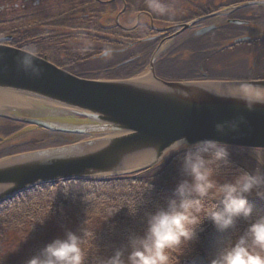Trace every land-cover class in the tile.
Here are the masks:
<instances>
[{
  "label": "trees",
  "instance_id": "16d2710c",
  "mask_svg": "<svg viewBox=\"0 0 264 264\" xmlns=\"http://www.w3.org/2000/svg\"><path fill=\"white\" fill-rule=\"evenodd\" d=\"M141 1L137 0L135 9L148 12L154 21H166L173 24L190 21L205 12H212L223 7V5L215 6L214 0H208L206 8L195 6V10L186 12V10H179L180 1L183 0H160L169 9L168 13L162 15L148 7V0ZM243 1L247 0H226V6ZM126 2L129 6L132 5L131 0ZM95 3L97 0H92L46 19L20 24L15 22H21L22 15L2 17L0 18V36L12 34L13 39L9 42L10 44L23 47L38 55H47L49 60L69 68L71 72L80 76L129 78L144 72L151 62L155 49L162 41V37L156 36L163 32L154 30L146 23L133 28L116 24L105 25L100 21L104 13V5L102 8H97L93 6ZM176 7H179L177 11L182 13L181 15L173 12ZM260 7L250 9H260ZM247 10L249 9L239 10L232 17H240ZM58 19L60 24L69 26V39L96 38L104 44L115 45L109 46L114 50V56L107 59L104 56L101 57L104 49L97 46L86 48L75 45L61 51L60 47L52 42L38 45L40 36H47V39L53 37L49 27ZM251 19L264 25V14L253 13ZM243 29L240 26L228 25L224 30L215 31V33L226 32L228 34L223 38H229L231 35H238ZM173 32L175 30L170 29L164 35ZM101 34L108 37H99ZM198 40L201 42V47H198L199 44L197 46L194 44ZM205 40L207 37L184 41L177 38L168 51L156 60L157 75L165 79L190 80L202 79L205 77L203 72H206L211 78H241L231 76V72L209 73L206 70L209 67V61L224 50L209 51L210 46L202 45ZM186 51L190 53L187 61L176 59L175 52ZM263 63L264 60L258 62L257 67L261 68L259 71L263 70L261 67ZM172 66L178 70L176 74L168 72L167 67ZM260 73L264 74V71ZM18 129L9 125L3 126L1 131H5L10 136ZM54 134L57 138L49 145L45 139H31L8 147L0 145V158L25 150L69 143L68 139L62 138L64 134ZM68 136H72L73 141L84 138L76 134ZM232 148V160L235 167L251 171L255 167V161L248 157L246 152L248 147L232 146ZM183 178L177 154L172 153L164 159L161 166L157 165L133 174L73 177L40 182L31 186L0 203V260L2 264H26V261L38 254L48 242L63 236L66 230L82 234L81 230L84 227L91 228L95 233V247L89 254V264H92L94 258H107L116 248L127 245L129 233L140 235L144 233L147 227L146 213L164 206L167 198L174 194L177 183ZM220 178L221 180L231 178V173L224 172ZM146 185L151 187L143 190ZM133 199L139 201L135 215L129 213L128 206L124 203ZM249 200L256 206L258 213L264 214V199L253 195L249 197ZM122 204L123 207H120ZM117 208L119 210L115 211ZM42 220H44L43 223H41ZM246 224V221L240 220L234 228L220 232L210 221H205L204 230L199 232L197 238L186 249L181 257V264H210V260L219 247L234 241Z\"/></svg>",
  "mask_w": 264,
  "mask_h": 264
},
{
  "label": "water",
  "instance_id": "95a60500",
  "mask_svg": "<svg viewBox=\"0 0 264 264\" xmlns=\"http://www.w3.org/2000/svg\"><path fill=\"white\" fill-rule=\"evenodd\" d=\"M198 21L183 24L178 33ZM215 28L207 26L198 33ZM7 39L0 38V90L50 99L90 122L67 125L41 118H17L53 131L100 135L0 159V203L40 182L147 170L159 165L157 161L163 158L166 147L181 136L189 141L214 138L231 146H264V103L248 111L243 99L257 92L264 95V79L169 81L156 76L154 62L151 71L156 85L142 78H83L45 57L5 44ZM25 58L31 63H25ZM33 68L41 70L38 76ZM216 84L229 90H217L213 86ZM239 114L246 117L239 134L220 135L215 131L216 122ZM0 116L11 117L1 112Z\"/></svg>",
  "mask_w": 264,
  "mask_h": 264
},
{
  "label": "clouds",
  "instance_id": "9594fccd",
  "mask_svg": "<svg viewBox=\"0 0 264 264\" xmlns=\"http://www.w3.org/2000/svg\"><path fill=\"white\" fill-rule=\"evenodd\" d=\"M250 3L255 7L264 6V0H250ZM148 7L162 15L169 12L160 0H148ZM113 53L112 48L106 47L102 55L107 59ZM24 62L30 64L31 60L25 58ZM40 71L32 69L37 76ZM243 99L248 111L264 103V95L259 92ZM244 123L246 117L239 114L216 122L214 127L220 135L239 134ZM246 152L255 161L251 171L235 167L233 148L226 142L214 138L196 141H189L185 136L176 138L157 161L161 166L169 155L177 154L184 178L177 183L174 194L164 206L146 213L147 227L142 235L129 233L126 246L116 248L107 258H94L92 264H181L186 249L204 230L205 221L224 232L240 220L247 222L244 230L234 241L219 247L210 264H264V214L258 213L249 200L253 195L264 199V146H251ZM224 172H230L231 178L221 180ZM149 187L146 185L143 190ZM124 203L131 215L137 213V199ZM81 232L66 230L26 264H89L95 233L89 227Z\"/></svg>",
  "mask_w": 264,
  "mask_h": 264
},
{
  "label": "rangeland",
  "instance_id": "374dc122",
  "mask_svg": "<svg viewBox=\"0 0 264 264\" xmlns=\"http://www.w3.org/2000/svg\"><path fill=\"white\" fill-rule=\"evenodd\" d=\"M37 1L38 0H27V1L26 0H0V18H2V17L8 18L11 16L22 15L23 19L21 20V22H15V23L20 24V23H25V22H32L34 20H40L41 18H43L45 16H49L52 14H56L57 12L60 13L62 11L68 10L69 8H75L77 6L82 5L83 3L87 4L88 2H91L92 0H40L41 3L39 5H36L35 3ZM62 1H63V3H61ZM139 1H141V0H139ZM101 2H99V3L97 2V3L93 4V6L97 7V8H102L103 6L101 5ZM213 3L215 6H220V5H224L226 3V0H214ZM17 4H18V6H16ZM23 4H26V6H27L26 9L23 8ZM131 4L132 5L130 7L132 9H135L137 6V0H131ZM180 4H181L180 9H179V7H176V9L173 10V12L176 14L178 13V15L182 14V13L177 11L178 9L181 11L186 10V12H189L191 10H195V6H200V8H203V7L206 8V5L208 4V0H183V1H180ZM79 12H80V10H79ZM129 14H130L129 12H126L125 14L121 15L119 12L116 11L113 18L114 19H116V18L120 19V21L124 25H130L126 21V17ZM131 14H133V13H131ZM223 16H224V14H223ZM129 20H131L130 17H129ZM144 20L148 24L151 23V19L149 17H145ZM217 20H218L217 23L221 24V23H223V21L225 19L223 17V18H217ZM100 21L102 23L110 24L112 20L110 17L105 15L104 18H103V16L100 17ZM159 23L161 25H164V26L168 24V22H166V21H161V22L158 21V22H156V25L160 26ZM185 33H183V34H185ZM226 34H228V33H226V32H222V33L212 32L207 37V40H205L202 43V45L204 47L210 46L209 51L214 50V49H216V47H214V46L221 45L227 40V38H223V37H225ZM262 34H264V29L257 30L253 34H251L252 36L253 35L257 36V37L259 36L258 39L260 40V42H258L259 41L258 40L255 43H253V41L251 43L247 42L249 44H245V43L242 44L241 43V44H237L236 46H234V48L228 47L226 49H223L224 51L215 55L214 58L209 61L208 64L210 67H207L206 70L209 73L227 74V73L231 72L230 75L233 77L237 76V77L249 78V79L259 77V75L257 73L264 71V63L261 66L263 68L262 71H259V69H261L260 66H259V68L257 67L256 69H253V68L255 66L256 58H258L259 61L264 60V58H263V56H264V37L260 38V36ZM186 36H188V35H184L183 38H185ZM99 37H105L106 38L108 36L101 34V35H99ZM201 38H203V37L196 38V39H201ZM173 41H174L173 39L165 40L166 44L162 45L161 49L163 50L164 48H166L168 46V44H172ZM227 41H230L229 43L232 44V37H231V39H229ZM87 42L89 43V46H97V47L103 48V49H105L106 47H109V46H115V45H111V44L110 45L104 44L103 41L100 42V41L96 40V38H89ZM194 44L196 46H197V44H199L198 47H201L200 40L195 41ZM75 45H73V46H75ZM162 50H160V51H162ZM167 51H168V49L163 50V54ZM175 53H176L175 57L179 61H181V60L187 61L190 58V53L187 51L186 52H175ZM207 54H210V53L207 52ZM113 56L114 55H112V57ZM157 56H159V55H157ZM158 58L159 57H157L156 59H158ZM159 68H160V66L158 67V69ZM167 70H169L168 71L169 73H174V74H176L178 72V70L176 68H173V66L167 67ZM148 75H150V76L152 75V71L149 68L144 70L142 75H140L138 78H143V77L148 76ZM153 81L154 82H152V83L155 85L158 83L156 81V79H153ZM6 90L7 89L0 90V91H6ZM35 97H36L35 99L39 100L38 102L32 101L31 104H27L25 106L22 105V107H20V108H18V106H15V107H13L14 110L6 109L5 113L8 115L10 114L12 116H14V114L17 115L18 113L19 114H29V115H33V116H36L38 118H44V119H52L51 117H55L57 120H59V122L61 124H67V125L73 124V122L78 123V124H83V123H85V121L87 123L90 122V120H86V119L81 120L80 118H77V117H76L77 119L74 118V120H70L69 118H73L75 115L72 116L73 113H71V110L68 109V107H65V106H63L59 103H56L54 101H51L49 99H45V98L37 97V96H35ZM69 121L72 123H70ZM30 138L45 139V140H47V145H49L50 143L55 141V139L57 138V135H55V134L51 135L50 132H46V131L37 129L35 127H29V128H25L22 132L19 133V135L17 134L14 140L12 139L11 141H9L8 144H5L6 145L5 147L12 145V143H19V142L24 141L25 139H30ZM62 138L68 139L69 142L73 141L72 136L63 135ZM80 139H78V140H80Z\"/></svg>",
  "mask_w": 264,
  "mask_h": 264
},
{
  "label": "flooded vegetation",
  "instance_id": "af4514ba",
  "mask_svg": "<svg viewBox=\"0 0 264 264\" xmlns=\"http://www.w3.org/2000/svg\"><path fill=\"white\" fill-rule=\"evenodd\" d=\"M254 11H252V12H250L249 14H248V18H243L242 20H243V24H242V26H244L245 27V31H243L242 33H243V36H242V38H249V37H251L250 36V34H253L256 30H260V29H264V25H260V24H257L256 22H254V21H252V19H251V14L253 13ZM258 12L259 13H261V14H264V8H261V9H259L258 10ZM198 18H200V17H198ZM215 18V19H214ZM217 18H221V17H213V18H209V19H203V20H200L198 23H195L193 26H191L189 29H187L185 32H183V33H185V34H187V35H189L188 37L189 38H193V37H196V35H197V33H198V31H200L201 29H203V28H205V27H207V26H209V25H211V24H216L218 27H220V29H221V27H223L224 25H226L228 22H229V18L227 19H225L226 20V22L225 21H223V23H221V24H218L217 22H218V20H217ZM197 19V18H196ZM219 29V30H220ZM167 32H163V33H160L159 35H157L156 37H162V40H166V39H168V38H170V37H172L173 36V34L175 33V32H173V33H171V34H168V35H164V34H166ZM183 33H181V34H183ZM57 35H61V34H57ZM259 37V36H258ZM264 37V34H262L261 36H260V38H263ZM252 38V37H251ZM247 39L248 41H252V39ZM64 41V40H63ZM65 46H66V48H60L61 50H64V49H68L69 48V41H67L66 40V42H65ZM259 75V78H264V74H258ZM255 77V76H254Z\"/></svg>",
  "mask_w": 264,
  "mask_h": 264
},
{
  "label": "bare ground",
  "instance_id": "6f19581e",
  "mask_svg": "<svg viewBox=\"0 0 264 264\" xmlns=\"http://www.w3.org/2000/svg\"><path fill=\"white\" fill-rule=\"evenodd\" d=\"M153 76L148 75L143 78L145 82H153ZM217 90H229L227 86L222 84L213 85ZM36 97L24 92L6 90L0 91V110H4L7 107L19 106L31 104L32 101L38 102Z\"/></svg>",
  "mask_w": 264,
  "mask_h": 264
}]
</instances>
